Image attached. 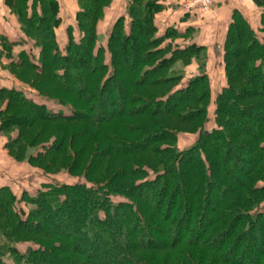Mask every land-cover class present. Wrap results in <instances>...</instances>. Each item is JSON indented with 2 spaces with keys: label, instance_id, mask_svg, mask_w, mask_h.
<instances>
[{
  "label": "trees",
  "instance_id": "1",
  "mask_svg": "<svg viewBox=\"0 0 264 264\" xmlns=\"http://www.w3.org/2000/svg\"><path fill=\"white\" fill-rule=\"evenodd\" d=\"M76 1L62 47L58 0L4 1L23 25L19 43L29 39L33 47L14 56L8 49L19 43L4 37L0 60L43 77L57 92L37 91V101L0 88L8 101L2 127H15L11 142L21 145L33 124L60 125L58 139L29 158L72 157L71 174L89 156L87 146L94 152L83 174L91 187L44 185L20 197L0 187V264H264V42L234 10L223 47L225 84L210 115L207 75L183 82L170 72L202 49L177 46L186 34L172 27L158 35L163 0H129L106 38L98 26L111 0ZM250 1L261 11L264 34V0ZM12 106L27 115L10 113ZM172 120L194 124L198 140L177 149L183 132L168 126ZM79 136L87 141L75 152ZM114 160L121 161L116 172ZM98 173L101 181L91 182ZM144 233L148 239L137 243Z\"/></svg>",
  "mask_w": 264,
  "mask_h": 264
},
{
  "label": "rangeland",
  "instance_id": "2",
  "mask_svg": "<svg viewBox=\"0 0 264 264\" xmlns=\"http://www.w3.org/2000/svg\"><path fill=\"white\" fill-rule=\"evenodd\" d=\"M5 0H3L2 10L0 9V51H5V44L7 41H4V36L9 41H14L19 43V41H24L23 39V25L20 23L18 16L5 5ZM60 1V2H59ZM60 5V16L62 20L61 27L56 31L58 40L60 42V46H64L66 43V28L70 25H75V14L79 11V6L77 5L76 0H59ZM180 1L179 7L185 10L186 12L195 11L198 14V17L202 16L203 13H210L214 10V5L216 0H210L207 4V9L202 11L200 9V3H205L206 0H177ZM226 2V8L223 10L224 21L220 26L214 27L211 23V20L205 19L207 17H202V23L206 26V33L204 38L206 40V48L202 49L199 56L196 58H192L188 62H184L183 60L176 61L172 66L170 72L174 74H179L183 76V82L185 80L190 79L194 76H198L201 73H205L209 79V86L211 90V96L209 105L207 108V114L213 113L214 108V99L219 92V90L224 86L225 76H224V68H223V47L226 40V34L228 29V15H230L231 11L235 4L237 6L242 7V11H239L242 15L245 16L247 21L250 24V27L256 32L259 40L264 42V34L260 33V13L261 11L256 8L250 0H224ZM129 3V0H111V3L108 8L105 9L104 17L99 22L98 32L101 36L106 38L109 29L114 24L116 19L125 13V9ZM177 7L178 5H174ZM236 6V5H235ZM3 14V15H2ZM232 14V13H231ZM214 13L211 14L210 17H213ZM158 17V16H157ZM161 20L157 22L158 25V35L163 32L164 27L161 26ZM4 25V26H3ZM6 25V26H5ZM199 29V28H198ZM23 33V34H22ZM30 33H32L30 31ZM191 35V34H189ZM198 35V34H196ZM31 37V36H29ZM76 39H78V35L75 34ZM195 37V35H194ZM191 36L188 37L190 39ZM214 44H212V39H214ZM34 40V39H33ZM185 39H180L178 45L183 46L185 43ZM33 47L32 41L27 39L24 46L19 43L18 46H14L8 49L14 56L17 55L23 49H30ZM185 46V45H184ZM235 48V47H234ZM233 48V49H234ZM207 49V50H206ZM209 49V50H208ZM7 52V51H6ZM36 54L35 51H33ZM23 73L25 74L23 76ZM187 77V78H186ZM17 88L19 90H24L28 98H32L34 100L39 101L38 96L36 95L38 92L42 95L53 97L57 89L53 84H50L48 81H45L43 77L36 76L32 72L24 71L23 68H17L14 71L8 69L6 62L2 59L0 60V88ZM38 91V92H37ZM7 100L0 99V113L7 107ZM55 104V103H54ZM56 105V104H55ZM47 106L51 109L59 110V107L54 106L52 103L47 104ZM10 113L20 112L24 115H27L25 111H21L17 107H11L9 110ZM214 118V115L212 116ZM209 119L207 125L205 126L206 130L212 127L213 121ZM137 122H143L144 120L139 118L135 119ZM168 126H173L180 132H183L179 135L176 144L177 149L182 150L186 147L191 146L195 143L199 138V131L194 129V124L191 123H180L175 121H171L167 123ZM0 171L2 173L0 178V187H8L12 190L16 196L20 197L23 192L27 193L29 196H34L35 193L41 190L42 186L46 185H68V186H76V185H85L87 187H91V183L88 182L89 179H85L83 174L86 168V163L90 157V155L94 152L93 146H87V154L89 155L81 167L75 171L73 174L68 173L69 167L72 165V157L66 158L64 155L60 154H52L48 158L42 159L38 162H31L30 156L36 155L37 152L43 150L46 146L51 145L58 139V135L60 133V125H52L45 123H35L30 128L22 131V144L19 145L17 142L14 144L12 141L16 136V128H3L1 124L0 117ZM70 133V137L72 138V133L76 130L73 126H69L66 128ZM63 130V129H62ZM38 133H41L39 139L35 142L32 140ZM87 141L86 137L79 136L77 145L75 144V152L79 150L82 142ZM30 142H33L32 145ZM29 148L25 149L27 146ZM10 146V147H9ZM26 146V147H25ZM25 151V152H24ZM21 152V155L18 153ZM27 156V157H26ZM140 158L146 165L151 167H156L158 165V161L155 159H150L148 156L141 155ZM52 163L48 165V163ZM121 166L120 160L112 161V166L110 168L111 171H118ZM219 176L223 178L224 173L219 169ZM91 182H99L101 181L100 174L90 175ZM4 185H3V184ZM262 184V183H259ZM221 193H217L214 197L220 196ZM114 203L116 200H113ZM148 233H144L143 237L137 238V243H144L148 239ZM25 246L20 245L19 250L23 251ZM252 253V252H251ZM249 253V254H251ZM7 264H13L12 262H7Z\"/></svg>",
  "mask_w": 264,
  "mask_h": 264
},
{
  "label": "crops",
  "instance_id": "3",
  "mask_svg": "<svg viewBox=\"0 0 264 264\" xmlns=\"http://www.w3.org/2000/svg\"><path fill=\"white\" fill-rule=\"evenodd\" d=\"M64 1L66 2L67 0H64ZM162 4L164 6V9L158 15L157 22H159V19L161 20L160 23H161V26L164 27V30L172 27V28L176 29L180 34H183V35L186 34L185 37L180 38V39L187 38V40L185 41L186 44H184L185 46L195 45L196 47L205 50L206 45H207L206 40L204 38V35L206 33L205 32L206 26L204 25V23H202V20H201L202 17H207L205 19L209 18V20H211V23L213 25L215 23L214 27H218L223 22H225L224 21L225 12H223V10L226 8V2H224V0H216L214 8H213L214 10H212L210 13H203L202 16H200V17H198V14L195 11H192V12L187 11L186 12L185 10L180 8L179 7L180 1L178 2L177 0H163ZM175 4L178 6L175 7L174 6ZM2 5H3V0H0V9L1 10H2ZM235 5L232 6L233 10L231 11V13L234 10H236V11H242L243 10L241 5L240 6H237V4H235ZM212 13H214V16L210 17ZM231 13H230V15H228L229 22H230V18H231ZM1 24L2 23L0 20V25ZM189 34H191V35H189ZM196 34H198V35H196ZM194 35H195V37H194ZM189 36H191L190 39H188ZM180 39L175 41V44L177 46H180V45H178V44H180L179 43ZM214 41H216L215 38L212 39L211 43L214 44ZM1 175H2V173L0 171V178H1ZM0 186H1V184H0Z\"/></svg>",
  "mask_w": 264,
  "mask_h": 264
},
{
  "label": "built area",
  "instance_id": "4",
  "mask_svg": "<svg viewBox=\"0 0 264 264\" xmlns=\"http://www.w3.org/2000/svg\"><path fill=\"white\" fill-rule=\"evenodd\" d=\"M210 2V0H206V2L203 4V3H200V9L202 11H205L207 9V4Z\"/></svg>",
  "mask_w": 264,
  "mask_h": 264
}]
</instances>
